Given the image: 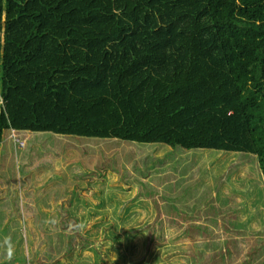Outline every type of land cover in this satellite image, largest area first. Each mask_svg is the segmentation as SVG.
I'll return each mask as SVG.
<instances>
[{
	"label": "rangeland",
	"instance_id": "rangeland-1",
	"mask_svg": "<svg viewBox=\"0 0 264 264\" xmlns=\"http://www.w3.org/2000/svg\"><path fill=\"white\" fill-rule=\"evenodd\" d=\"M217 38L207 0H11L0 103V264H96L97 252L100 264H115L109 259L119 255L102 243L125 240L141 209L129 210L120 227L110 221L123 210L115 211V183L123 180L113 169L132 172L133 194L151 190L146 183L160 190L179 177L160 184L152 170L170 173L168 157L181 154L195 173L180 203L188 220L164 222L155 244L138 245V254L151 252V264H161L173 249L170 262L192 241L198 264H235L247 253L249 264H264V184ZM90 136L99 141L82 140ZM116 138L123 142L107 149ZM86 145L106 150L114 164L99 173L89 166L90 180H79L73 171ZM105 184L113 205L94 196ZM74 198L82 224L67 231L58 205ZM156 214L147 219L150 234ZM193 214L204 216L203 231L174 239ZM182 259L194 264L186 252Z\"/></svg>",
	"mask_w": 264,
	"mask_h": 264
},
{
	"label": "trees",
	"instance_id": "trees-1",
	"mask_svg": "<svg viewBox=\"0 0 264 264\" xmlns=\"http://www.w3.org/2000/svg\"><path fill=\"white\" fill-rule=\"evenodd\" d=\"M211 15L214 21V26L216 29V35L218 41L222 44V49L225 54L226 60L228 62L227 73L232 75L234 85L237 91L238 99L241 105V110L243 116L246 120V125L248 126L250 135L252 136V142L254 144L255 156H257V163L259 173L262 177L264 184V0H207ZM11 7V0H0V103H1V88L4 85V66L7 54V42L5 35L8 30L9 13ZM222 66H225V60H221ZM5 138V128L1 123V112H0V146ZM97 142L99 138H94L92 136L82 138V140ZM122 139H113L106 142V148L112 149L115 145L121 144ZM87 152H83L86 158H80L76 164L75 171L73 174L81 180L85 175L90 176L91 173H96L102 166L107 165L113 168L114 160L111 159L107 161V153L103 148H94L86 145ZM125 150H127L125 148ZM183 148L180 149V152ZM96 153V154H94ZM121 151L118 152L117 159L120 160ZM134 157V153L131 154ZM94 159V161H92ZM168 160L175 162L171 165L172 171L170 173H162L161 169L157 167L152 170L153 181L157 183H168L174 177L178 176L180 182H171L160 189L146 183L150 186L151 190L137 189L138 194H133L132 184L134 180L131 177V171H123L122 173L113 169L116 175H119L123 180V185L115 183L120 191L117 192L118 198L116 202L115 211L117 208L122 207L121 212L116 213L111 219H116V227L122 226L126 220V215L128 211L137 209L138 207L141 211H136L134 216H136V221L138 225L135 227L129 226L125 229L127 233L126 239L112 238L110 236L106 237L102 244L110 246L117 254L118 258H110V263L115 264H151L154 260V254L151 252H145L138 254L136 251L138 245H142L146 248H150L155 244V238L160 231L159 226H163L164 222H167L169 226H174V224H181L182 221L188 220L187 215L181 210L180 203L184 200V188L187 187V180L192 178L195 173H191L192 165L188 163L184 165V154H181L178 158L171 155ZM182 164V166H181ZM156 165V163H155ZM93 166L94 171L89 173L87 168ZM157 166V165H156ZM99 170L97 173H99ZM121 174V175H120ZM173 177V178H172ZM138 180L139 178L136 177ZM172 178V179H170ZM112 179L111 178L109 181ZM84 189L89 190V186L82 185ZM146 194H142V193ZM107 184L103 185L101 188V193L98 195L96 200H104V206L107 202L111 205L114 204L113 198L107 195ZM155 194L158 196L156 197ZM190 192H188V195ZM153 198L144 199L143 196ZM78 198L71 200H64L58 205V212L67 217V221L63 223L64 230L70 231L72 229H77L81 227L82 222L79 219L77 213V203H79ZM152 207L153 210H152ZM74 208V209H73ZM108 209V208H107ZM156 214V220L158 221V227L156 230L150 234L147 229V219ZM79 211V209H78ZM166 211L167 216L164 217V212ZM94 213H91L93 217ZM154 216V215H153ZM193 223H190L189 227L184 225L182 230H177L173 234L174 239L182 240L187 237V234L192 231V238L198 234L199 230L203 231V225L199 226V223L204 219L203 215L193 214L188 215ZM145 218V220H143ZM182 218V219H181ZM108 218L102 220L91 219L86 223V226L93 223H102L104 221L109 222ZM76 222L73 224V222ZM96 220V221H95ZM106 222V223H107ZM105 225V224H104ZM165 225V227H166ZM103 226V225H102ZM99 232V231H98ZM208 233V232H206ZM164 235H159V237ZM183 236V237H182ZM71 236L70 238H72ZM198 245L195 242L189 243V247L184 249H179L178 253L181 258L173 259L168 261L171 254L175 250L168 251L166 259L161 258V264H185L182 256L184 252L192 256V262L198 264L196 259V247ZM84 245L77 248L78 254L83 251ZM248 255V253H247ZM247 255L242 254L241 260L234 262L235 264H249ZM97 263L99 262V252H97ZM159 258V257H158ZM250 260V258H249ZM37 264V263H36Z\"/></svg>",
	"mask_w": 264,
	"mask_h": 264
},
{
	"label": "water",
	"instance_id": "water-1",
	"mask_svg": "<svg viewBox=\"0 0 264 264\" xmlns=\"http://www.w3.org/2000/svg\"><path fill=\"white\" fill-rule=\"evenodd\" d=\"M225 67H227V68H228V65H227V60H225Z\"/></svg>",
	"mask_w": 264,
	"mask_h": 264
}]
</instances>
